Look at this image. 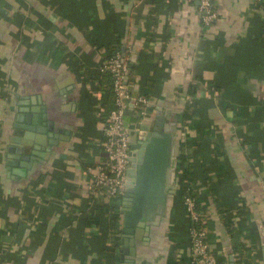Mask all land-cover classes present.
<instances>
[{
    "label": "crops",
    "instance_id": "1",
    "mask_svg": "<svg viewBox=\"0 0 264 264\" xmlns=\"http://www.w3.org/2000/svg\"><path fill=\"white\" fill-rule=\"evenodd\" d=\"M212 1L205 26L197 0H0V264H192L182 154L217 264H264V0ZM111 48L148 101L143 117L126 112L131 144L159 123L166 134L139 220L124 196L89 189L106 157ZM31 109L44 133L17 121ZM36 136L42 156L23 161Z\"/></svg>",
    "mask_w": 264,
    "mask_h": 264
},
{
    "label": "built area",
    "instance_id": "2",
    "mask_svg": "<svg viewBox=\"0 0 264 264\" xmlns=\"http://www.w3.org/2000/svg\"><path fill=\"white\" fill-rule=\"evenodd\" d=\"M197 10L201 23L210 25L217 19L212 0H198ZM129 63L126 53H117L100 66V71H109L112 75L114 108H112L103 124V147L106 153L104 161L98 165L90 181L92 193H106L109 198L123 197L129 183V155L131 152V136L125 123L126 112L131 109L136 118L146 114L148 101L144 96H133L129 92ZM191 223L200 221V211L195 201L186 197L183 200ZM191 244L190 258L192 264H217L215 256L207 243V230L191 226L189 230Z\"/></svg>",
    "mask_w": 264,
    "mask_h": 264
},
{
    "label": "water",
    "instance_id": "3",
    "mask_svg": "<svg viewBox=\"0 0 264 264\" xmlns=\"http://www.w3.org/2000/svg\"><path fill=\"white\" fill-rule=\"evenodd\" d=\"M198 6V0H197ZM23 113L27 110H21ZM21 112V113H22ZM39 110L31 109L27 115L20 114L17 116V121L21 122L25 117L27 123L31 124L28 127V131L36 132V133H44V128L38 126L39 119ZM46 116H43V120ZM54 139H57L55 135H51ZM52 143L55 141L51 140ZM29 146H32L33 150L30 155H23L22 150H16L17 154H19V158L23 161H29L35 159L36 157L42 156L38 153V146L43 142L40 141V137L36 136L33 144L29 142H24ZM166 144V134L161 126V123L153 128L151 132L148 134L144 132L143 135L140 136L137 143L131 144V152L129 155V183L126 193L124 195V206L130 205L129 208H124L131 220H139L141 218L144 204L146 202L147 197L150 196V186L152 182L157 180V177L160 172V168L163 161L164 148ZM10 151H13L12 149ZM13 156V155H11ZM11 159H16L15 157H11ZM17 163H12V165H16ZM18 164H20L18 162ZM21 165V164H20ZM22 166V165H21ZM26 166V165H25ZM23 165V167H25ZM19 174H22L19 171ZM158 174V175H157ZM141 224V223H140ZM134 232L135 229L128 228L125 230L126 239H129V243L132 246L130 251L131 254H134ZM262 235V256L264 262V235Z\"/></svg>",
    "mask_w": 264,
    "mask_h": 264
},
{
    "label": "trees",
    "instance_id": "4",
    "mask_svg": "<svg viewBox=\"0 0 264 264\" xmlns=\"http://www.w3.org/2000/svg\"><path fill=\"white\" fill-rule=\"evenodd\" d=\"M117 53H123V52H121L120 49H118V48H111V55H109V58L115 56ZM129 69H130V63H129ZM112 80H113L112 75L109 71H102L101 72V75L99 77V83L104 84L105 86L107 85V91H108V93H111V96H112L109 105H107V107H106L107 111L114 108V94H113V90H112V88H113ZM128 82H129V78H128ZM192 115H193V103L188 101L186 103V108L183 111L184 124H187L189 122ZM180 164H181V182H182L181 190H180L181 196H182L183 200L186 197L192 198L196 203V208L198 210H200V207H199L200 205L198 202V194L199 193H198L196 179L193 175V165L191 162L188 161L186 156H184L183 154L180 156ZM191 225L197 229L205 228L204 211L200 210V221L191 223ZM227 227H228V233H229L230 237L233 238V235H236L238 233V231L236 229H234L233 227H230L229 225ZM118 237H119V233L117 234L115 239L117 240ZM114 243L116 244V242H114ZM239 259L240 258L238 257L235 264H240L241 261Z\"/></svg>",
    "mask_w": 264,
    "mask_h": 264
}]
</instances>
